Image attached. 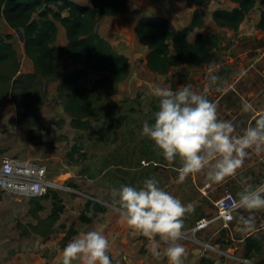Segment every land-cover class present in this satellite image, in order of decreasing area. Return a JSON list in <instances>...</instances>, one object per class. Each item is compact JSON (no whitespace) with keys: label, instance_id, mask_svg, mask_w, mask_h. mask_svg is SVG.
Instances as JSON below:
<instances>
[{"label":"rangeland","instance_id":"obj_1","mask_svg":"<svg viewBox=\"0 0 264 264\" xmlns=\"http://www.w3.org/2000/svg\"><path fill=\"white\" fill-rule=\"evenodd\" d=\"M236 6L230 0H205L200 5L189 0H128L123 13L99 17L96 31L129 59L131 68L119 79L110 77L109 72H89V89L95 81L108 76L110 82L88 99L87 130L72 125L65 103L73 98V92L60 87L65 76L79 70L81 63L57 55L52 73L43 76L25 48L24 34L22 40L19 36L22 30L1 24L0 34L11 31L9 42L15 54L0 64V161L11 156L45 168L51 183L49 189L59 194L65 208L53 231L45 232L46 237L42 235L46 226L41 221L52 212L51 198H40L43 209L37 211L36 217L32 213V197L0 190V264H62V249L71 240L67 234L72 228L77 234L102 230L110 242L112 264H171L163 251L168 242L161 241V254L154 255L149 238L124 221L114 203L118 196L112 192L121 184L140 187L146 178H155L160 187L184 204L190 203L191 209L182 217L181 235L199 219L216 214V202L226 191L238 199L233 187L242 188L245 178L253 177L254 168L248 159L235 175L226 177L228 181H210L206 169L191 172L181 180L177 171L182 163L179 158L168 161L141 131L145 120L153 122L158 108L159 98L151 91L156 84L175 89L187 83L215 103L228 88H242L243 97L249 98L252 105L251 120L246 122L244 116L243 126L238 129L242 133L245 127L255 124L257 117L252 116L255 110L263 108L264 97V30L258 27L264 0H257L236 31L214 21L215 10ZM196 9L201 11L204 24L188 38L192 42L201 34L212 36L218 45L217 56L207 64L172 67L165 75L152 71L146 59L149 50L137 36L139 21L144 17L164 19L178 31L190 24ZM55 23L57 40L50 46H65L69 42L66 29L59 21ZM18 74L22 79L16 83L14 76ZM211 74L218 79L211 81ZM236 96L227 92L220 102L237 103L240 113L242 101ZM22 103L27 104L30 117L21 121L17 119L16 107ZM97 111L102 114L100 118L94 116ZM207 180L214 185L206 186L209 191L204 194L201 188ZM90 199L107 210L96 215L88 212L91 222L85 223L80 215ZM249 215L254 218V225L242 231V217ZM220 225L210 226L196 237H179L186 252L183 264H199L204 255L217 264H264V208L246 215L240 208L229 228ZM251 242L257 247L248 253L247 245ZM231 253L240 258L230 257ZM72 264L81 261L74 259Z\"/></svg>","mask_w":264,"mask_h":264},{"label":"trees","instance_id":"obj_2","mask_svg":"<svg viewBox=\"0 0 264 264\" xmlns=\"http://www.w3.org/2000/svg\"><path fill=\"white\" fill-rule=\"evenodd\" d=\"M128 0H91V6H84L72 0H0L1 19L10 27L23 31L25 48L33 59L36 67L41 70L43 76L53 71V59L57 55H66L81 63V68L76 72L65 76L60 87L73 92L72 99L65 103V110L72 117V125L77 129L89 128L88 99L102 86L110 82V77L123 78L130 72L129 59L118 53L101 35L96 27L101 16H113L123 13ZM192 4L200 5L205 0H189ZM237 6L231 10L218 9L213 13L214 21L220 27L238 30L247 19L256 5L257 0H230ZM66 11L68 16H64ZM59 21L66 29L68 44L65 46H50L57 40L58 28L55 21ZM204 19L200 10L194 11L190 24L178 31L166 27L159 18L144 17L136 27L140 42L149 52L146 56L148 67L157 73L167 74L172 67H178L185 63L207 64L217 56V43L210 35L201 34L194 41L188 36L197 28H201ZM258 27L264 30V11ZM12 36L0 34V64L9 60L15 54L9 42ZM89 72H109V76L94 82L89 89ZM17 83L22 75L14 76ZM27 104H19L16 107L17 119L25 120L30 117L26 111ZM95 117L100 118V111L95 112ZM51 198L52 212L46 220L42 235L48 237L53 231V225L59 220L65 205L57 192L50 191L42 196ZM33 198V197H32ZM41 197L30 199L33 206L32 213L42 210ZM107 208L100 202L88 200L80 218L83 222H91L88 212H106ZM38 216V215H37ZM36 216V217H37ZM45 232H48L47 234ZM77 230L71 229L67 239H72ZM255 243H248L247 252L250 253ZM201 264H209L207 258L201 259Z\"/></svg>","mask_w":264,"mask_h":264},{"label":"clouds","instance_id":"obj_3","mask_svg":"<svg viewBox=\"0 0 264 264\" xmlns=\"http://www.w3.org/2000/svg\"><path fill=\"white\" fill-rule=\"evenodd\" d=\"M209 79L218 77L211 74ZM159 98L154 120H145L142 134L151 139L168 160L179 158V179L206 169L210 181H221L233 176L243 166L249 150L264 152V113L256 118L254 125L236 132V124L230 119L218 118L217 104L203 92L185 83L175 89L156 84L151 89ZM252 109L245 102L242 111ZM247 179V178H245ZM120 214L124 221L149 238L150 250L159 256L161 241L168 242L163 249L171 264H183L186 255L184 245L179 243L183 228L182 217L192 205L159 186L155 178H146L140 187L121 184L114 187ZM233 200L235 208L249 210L264 208V183L246 184ZM243 230L254 225V218L242 217ZM159 236V239L156 237ZM110 242L102 230L90 229L74 236L62 249V264H112L109 256Z\"/></svg>","mask_w":264,"mask_h":264},{"label":"built area","instance_id":"obj_4","mask_svg":"<svg viewBox=\"0 0 264 264\" xmlns=\"http://www.w3.org/2000/svg\"><path fill=\"white\" fill-rule=\"evenodd\" d=\"M50 185L45 168L30 161L11 157L1 159L0 190L39 198L48 192ZM234 199L237 198L230 191H226L216 202V214L199 219L195 225L186 231V234L180 236L185 238H188L189 235L196 237L199 232L219 223L223 228H229L240 210V208L233 206ZM209 247L212 246L209 245Z\"/></svg>","mask_w":264,"mask_h":264},{"label":"crops","instance_id":"obj_5","mask_svg":"<svg viewBox=\"0 0 264 264\" xmlns=\"http://www.w3.org/2000/svg\"><path fill=\"white\" fill-rule=\"evenodd\" d=\"M72 1H74V2H76L78 4H81V5H84V6H91V0H85L84 2H81V1H78V0H72ZM63 15L64 16H68V13L67 12L66 13H63ZM2 23H5L6 24L7 22L5 21V19L2 18L1 19V22H0V26H1ZM5 31H7V32H2V33H11V31H9V29L8 30H5ZM17 31L19 32V29H17ZM21 33L23 34V31L22 32H19V36L20 37H21ZM21 40H22V37H21ZM227 92H230V93H232L234 95L239 96L240 97V101H242V107H243L244 101L245 102H250L249 98H246V96L243 97V95H242L243 94L242 88H239V87H232L231 88L230 87V88L227 89ZM225 94H223L222 96H220L217 99V102H216L217 109H218L217 110L218 111V118L232 120L233 123L236 124V132L237 133H241L238 128L240 126H243V123L245 121V119H243L244 116L246 118V122L247 121L250 122V120H251V110H249V111H243V113H242V109H241L240 113H238V109L236 108V106H238L237 103L236 104H235V102H233V103L232 102H229L228 104H226L225 102H222L221 103L220 102V98H222ZM250 104H251V102H250ZM262 106H263L262 109L255 110V113L253 114L252 119H255L256 117H258L259 114L264 113V97H263ZM249 152H250V155H248L247 157H245L244 158V161H247V159H248L251 162V165L250 166L254 168V171L252 172L253 177H251V179H250V177H248L247 180H244L245 182L242 183V188L239 185L234 186L233 188L235 189V192L236 193H238L239 191H241L245 187L246 184H251V185L255 186V185L259 184V183H262V181L264 180V163L261 162V161H264V152L257 153L255 151H252L251 149L249 150ZM8 157H11V156H8ZM13 158H16V157H13ZM17 159H20V158H17ZM0 163H1V161H0ZM233 178L234 177H232L231 180ZM226 179L227 178L225 177V180ZM261 179H262V181H261ZM226 181H228V179ZM235 183H236V181H235ZM213 185L214 184H212L211 182H209L207 180V181H205L203 183L201 190L204 192V194H207L209 190L206 189V186H213ZM243 211H244V214L245 215H246V213L251 212V210L245 209V208H243ZM241 224H243V222H241ZM247 247H248V245H247ZM217 251L218 252L219 251L225 252V250L222 251V250H219V249H217ZM204 256H205L204 258H207L206 255H204ZM230 257H232L234 259H239L240 258L237 255H234V253H231L230 254ZM214 258L215 257H213V259ZM199 264H201V261H200ZM209 264H217V262H211V261H209Z\"/></svg>","mask_w":264,"mask_h":264},{"label":"water","instance_id":"obj_6","mask_svg":"<svg viewBox=\"0 0 264 264\" xmlns=\"http://www.w3.org/2000/svg\"><path fill=\"white\" fill-rule=\"evenodd\" d=\"M159 19H160V18H159ZM161 20L164 21V23H165V25H166L167 28H169V29H171V30H173V31L175 30L174 27H172L171 24H170L168 21H166V20H164V19H161ZM22 36H23V35H22V33H21V37H22Z\"/></svg>","mask_w":264,"mask_h":264}]
</instances>
